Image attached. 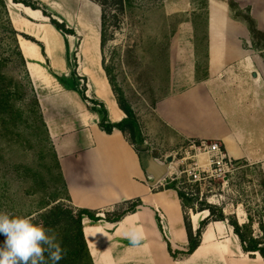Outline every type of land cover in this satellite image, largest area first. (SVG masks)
I'll use <instances>...</instances> for the list:
<instances>
[{"label":"crops","instance_id":"0c3cea01","mask_svg":"<svg viewBox=\"0 0 264 264\" xmlns=\"http://www.w3.org/2000/svg\"><path fill=\"white\" fill-rule=\"evenodd\" d=\"M37 1L75 31L61 32L40 9L9 7L70 202L102 217L83 221L92 264H264L258 253L244 251L228 220L211 221L197 249L184 255L189 237L177 190L151 185L135 147L120 130L103 131L98 114L74 89L76 71L87 79V96L105 103L112 122L126 117L103 65L100 6L89 0ZM206 1L204 43L192 18L177 26L169 46V90L154 105L149 132L178 144L218 140L235 161L263 163L264 41L253 40L230 0ZM233 1L249 10L264 35V0ZM197 8L193 0H180L168 9L190 16ZM135 199L142 201L136 212L118 222L104 219L117 204ZM208 215L190 212L194 231ZM134 228L141 237L135 244L129 238Z\"/></svg>","mask_w":264,"mask_h":264},{"label":"rangeland","instance_id":"374dc122","mask_svg":"<svg viewBox=\"0 0 264 264\" xmlns=\"http://www.w3.org/2000/svg\"><path fill=\"white\" fill-rule=\"evenodd\" d=\"M89 1L96 3L95 0ZM131 1L133 8H126L123 12L114 4V0H108L105 4L104 13L110 20L109 34L113 36L102 49L103 65L112 69V75L138 121L136 148L145 156L152 153L161 162H165L167 156L173 154L176 168H181L184 165L181 162L185 154L183 147L190 141L178 144L171 137L168 138V135L154 137L149 132L148 125L154 117V105L169 90V46L177 26L182 20L192 18L200 33L199 40L204 43L207 1L193 0L199 10L197 8L198 12L195 15L192 12L190 16L172 13L168 9L180 0ZM16 3L14 0H7L8 11ZM229 4L234 16L252 29L253 40L263 42L264 35L257 30L249 10L241 9L233 0ZM78 7L76 3L75 8ZM100 10L102 13L101 6ZM48 12L51 13L49 10ZM55 16L53 17L62 22ZM69 59L73 68L76 65L75 56L70 55ZM0 73V87L8 89L10 94V108L7 105L0 107V211L12 215H36L45 204H50L49 208L56 203L55 194H59L66 205L73 206L63 190L49 133L45 132L40 120L33 119L37 118V108L33 103L30 78L25 73L21 59L12 49L11 42L6 39L1 25ZM71 75L78 86L87 88L86 78L73 73ZM172 181L165 178L163 185H157V189L164 188L168 183L170 185ZM183 190L190 196L198 197L195 206L206 201L224 208L226 215H236L241 222H248V215H251L254 219V235L261 234L258 221L264 204V162L236 161V165L231 167L225 177H217L203 189L196 187L194 190ZM3 239L0 237V241Z\"/></svg>","mask_w":264,"mask_h":264},{"label":"trees","instance_id":"16d2710c","mask_svg":"<svg viewBox=\"0 0 264 264\" xmlns=\"http://www.w3.org/2000/svg\"><path fill=\"white\" fill-rule=\"evenodd\" d=\"M17 3H22L26 6H29L33 9H40L43 13L50 17L51 23L61 32L65 34H73L74 31L72 29L67 28L65 22H60L56 18L53 17L51 13L48 12V9L45 5L37 0H14ZM97 4L102 7V23H101V46L104 49L106 43L110 40V37L113 35L109 34V26L110 20L106 13H104L105 4L108 0H95ZM116 1L114 4H117L121 12L124 11L126 8H133V2L131 0H114ZM206 5V4H205ZM206 7V6H205ZM0 25L3 28V31L6 35V39L11 42L12 49L19 56L21 59L24 67L25 73L28 74L29 78L30 75L28 73L26 67V59L22 53L18 42V34L19 32L14 28L10 14L7 7V0H0ZM252 30V29H251ZM32 40H35L31 37H28ZM104 69L107 73L109 82L112 86L113 92L117 99V103L119 107L125 112L126 117L119 121V122H112L109 117L108 109L104 102L100 101L96 98H89L86 94L87 88H83L77 85L74 88L77 90L83 100L88 103L89 109L98 114L99 116V127L107 132L112 133L115 129L120 130L126 139L131 143L139 154V149L135 146V138L138 133V121L135 117L134 111L132 107L127 102L122 89L117 85L115 77L112 75V69L108 66L104 65ZM74 75L77 76L76 71L73 72ZM1 76V73H0ZM80 79V78H79ZM61 82L62 78H59ZM29 85L32 88V96H33V103L36 106V116L37 118L33 117L34 121L41 122L45 132H48L42 109L40 106L39 99L37 97L36 91L34 89L33 83L31 78L29 80ZM4 87H0V107L9 105L8 95L9 91ZM23 114V113H22ZM11 122V121H10ZM7 122V123H10ZM54 157L56 158L57 165V155L54 150ZM59 167V165H58ZM60 170V168H59ZM60 176L63 182V190L65 191L66 198L70 202V197L67 194V186L65 180L62 176L60 171ZM183 181V180H182ZM178 180L173 181L170 185H166L162 189H176L179 198L181 200V204L184 211L185 216V225L188 232L189 237V244L187 251L183 252L184 255H189L193 253L197 247L201 243V236L206 228V226L211 221L217 220H228L229 224L233 226L234 232L240 238L243 249L246 253H249L250 256H255V254H259L264 259V204L262 208V215L261 219L258 221L259 229L261 231L260 235H254L253 225L254 219L251 215H248V222L240 223L239 219L236 215H226L224 208L218 207L217 205H212L207 203L206 201H202L199 205L195 206V201L198 200L197 196H190L186 191L178 187ZM196 188V187H195ZM54 202L51 207L47 208L50 204H45L38 210L37 214L35 215V222L43 223L46 227L53 229L58 234V239L61 242V246L63 249L66 250V254L64 255L63 259L59 262V264H92V257L89 252V248L87 242L85 240L84 231H83V221L85 218H89L92 221H98L102 219L97 211L85 209V208H75L71 205H66L62 201V197L59 194L54 195ZM58 201V202H57ZM142 205V201L140 199L135 200H126L119 204H117L112 211L106 212L104 219L109 222H118L122 220L128 214L134 213L138 210V208ZM198 213L203 211H208L209 215L202 219L200 225L196 231L193 230L191 225V218L190 212ZM30 214L28 216H31ZM170 251L172 248L169 246ZM175 255V253H173Z\"/></svg>","mask_w":264,"mask_h":264},{"label":"clouds","instance_id":"9594fccd","mask_svg":"<svg viewBox=\"0 0 264 264\" xmlns=\"http://www.w3.org/2000/svg\"><path fill=\"white\" fill-rule=\"evenodd\" d=\"M35 219L0 211V264H59L63 259L66 250L56 231ZM129 238L137 243L139 230L132 229Z\"/></svg>","mask_w":264,"mask_h":264},{"label":"built area","instance_id":"2783aa9c","mask_svg":"<svg viewBox=\"0 0 264 264\" xmlns=\"http://www.w3.org/2000/svg\"><path fill=\"white\" fill-rule=\"evenodd\" d=\"M183 149L185 154L181 162L184 165L176 168L174 159L175 170L167 176L170 182L178 180L179 188L203 189L217 177H225L231 171V167L236 165V161L228 155L218 140H190ZM159 185H163V181Z\"/></svg>","mask_w":264,"mask_h":264},{"label":"water","instance_id":"95a60500","mask_svg":"<svg viewBox=\"0 0 264 264\" xmlns=\"http://www.w3.org/2000/svg\"><path fill=\"white\" fill-rule=\"evenodd\" d=\"M140 158L145 171L152 178L153 186L159 185L171 173L170 169L175 159L174 155L170 154L165 162H161L152 153L147 156L140 154Z\"/></svg>","mask_w":264,"mask_h":264},{"label":"bare ground","instance_id":"6f19581e","mask_svg":"<svg viewBox=\"0 0 264 264\" xmlns=\"http://www.w3.org/2000/svg\"><path fill=\"white\" fill-rule=\"evenodd\" d=\"M85 46V45H84ZM92 61V60H91ZM173 170H175V166H174V164L172 163V167H171V169H170V171H173Z\"/></svg>","mask_w":264,"mask_h":264}]
</instances>
